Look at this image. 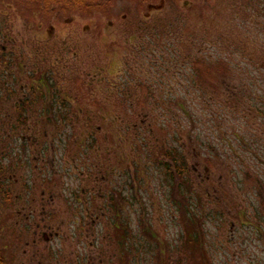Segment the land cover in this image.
<instances>
[{"label":"rangeland","instance_id":"obj_1","mask_svg":"<svg viewBox=\"0 0 264 264\" xmlns=\"http://www.w3.org/2000/svg\"><path fill=\"white\" fill-rule=\"evenodd\" d=\"M155 1L145 6L139 0H113L104 12L89 15L43 13L20 0H0V251L5 264H264V237L258 232L264 220L252 207L256 176L244 182L243 190L233 180L235 170L253 167H261L264 175V165L237 155L242 151L230 133L234 124L251 129L259 116L230 103L234 120L200 125L201 137L214 136L228 156L217 160L214 182H201L205 163L191 160L203 210L216 212L205 216L203 244L187 245L175 204L181 196H172L163 172L147 164L151 159L143 146L144 137L154 149L159 142H172L177 127L175 134L187 143L186 121L172 122L161 108L150 107L148 119L133 129L137 119L125 115L132 109L121 93L139 91V76L157 74L148 63L141 66L142 60L158 55L161 44L186 37L183 31L173 35L175 27L200 39L207 24L216 37L224 31L231 38L227 23L247 13L251 35L260 37L254 45L264 52V19L251 18L252 0ZM157 30L171 33L157 36ZM45 75L55 83L49 99L39 88ZM126 77L129 83L123 82ZM178 80L167 76L156 88L164 93ZM254 89L264 93V83ZM63 97L69 99V113H47V104L55 101L59 109ZM28 99L31 106L22 108ZM166 107L171 111L174 105ZM116 187L121 195L112 201ZM116 205L131 227L124 243L122 234L113 235ZM241 207L249 218H240ZM261 213L264 217V209Z\"/></svg>","mask_w":264,"mask_h":264},{"label":"trees","instance_id":"obj_2","mask_svg":"<svg viewBox=\"0 0 264 264\" xmlns=\"http://www.w3.org/2000/svg\"><path fill=\"white\" fill-rule=\"evenodd\" d=\"M29 8L38 9L45 13L53 9L60 10L63 14L85 12L92 15L96 12H104L113 0H20ZM145 3V6L152 5L155 0H139ZM156 2V1H155ZM255 11L251 12V18L264 19V0H252ZM53 12V11H52ZM245 14V13H244ZM247 15L245 14L246 18ZM235 18L238 17L236 14ZM240 19L239 22L229 21L225 27L232 34L231 38L223 31V35L216 37L213 33V27L204 25V35L199 39L191 31L177 29L175 27L173 35L185 32L186 37L180 39L175 38L174 41L161 44L163 49L153 57L147 55V61L142 60L141 66L148 63L149 68L155 69L156 75L139 76L137 79L141 89L139 91L124 90L123 100L132 109V113L128 112L126 116L136 117V123L133 129H139L141 124L151 115L150 107L161 108L159 111L171 118L172 122L177 119L185 120L189 128L187 143H183L181 136L175 134L179 132L178 127L173 133L172 142H167L154 149L145 140L143 146L148 150L145 152L151 159L149 165L154 164L164 174V186L167 185L172 196L180 195L181 199L175 197L177 210L180 211L184 223V233L187 245L202 243V235L205 229V216L207 213H215L209 209L207 212L203 210L204 196L195 187V181L192 175L191 160L195 157L201 159L205 163L206 174L201 177V182H214L217 169V160L228 156V150L221 148L215 137H201L203 131L200 125L216 124L218 121H231L230 114L233 111L227 110L230 106L239 109L241 104L247 111H250L254 117L259 116L257 125L251 129L243 126L233 125L230 133L233 134L238 141V145L242 151L237 155L245 157L247 160L254 162L260 166L264 165V149L262 141L264 136V93L254 89V86H260L264 83V52L256 48L254 40L260 38L257 33L251 35L252 29L248 26L247 19ZM264 29V24L261 27ZM158 33V34H157ZM171 32H163L158 30L155 32L157 36H165ZM139 49L144 50L142 47ZM126 66L131 62L126 61ZM139 67L138 63H136ZM140 66V68H141ZM161 68L173 70L169 75L161 72ZM237 71L238 73H234ZM169 79L178 78V86H172L164 93L156 87L160 86L162 78ZM129 77H132L130 75ZM154 77L156 79H154ZM160 78V79H158ZM123 82L129 83L126 77ZM53 83L51 77L45 75L44 80L39 84V88L44 92V98L49 99L51 87ZM211 87V88H209ZM58 85L54 90H57ZM213 94V95H210ZM114 97V95H110ZM69 99L63 97L59 103V109H56L54 102L49 105L47 113H61L65 117L68 113ZM224 101V103L222 102ZM22 108L26 109L31 106L32 101L29 99L24 101ZM228 102L226 106L225 103ZM174 105L172 110H167L166 105ZM249 104V105H248ZM217 106V107H215ZM52 108L54 110L52 111ZM147 108V111L141 110ZM207 108V111L205 109ZM247 112L250 116L251 113ZM164 117L161 126L166 124ZM167 119V121H168ZM59 122V121H56ZM220 122L218 124H220ZM184 128V127H182ZM229 138V135L227 136ZM136 163V167H137ZM255 175V185L253 195L256 196L252 207L255 208L256 215L263 221L264 217L261 210L264 209V175L261 167H253V169L235 170L233 180L237 183V188L243 190L244 182L251 179ZM136 179V175L133 176ZM138 183L139 179L137 178ZM130 181V178H128ZM221 181V180H220ZM163 182V181H162ZM223 185L219 182L218 187ZM121 191L116 187L111 194L112 201L118 200ZM208 196L207 202H210ZM118 210L114 214L112 220L113 235L122 234L121 243L131 232V227L122 219ZM241 219L249 218L247 209L241 207L238 210ZM243 223V222H242ZM245 224V223H243ZM189 228V229H188ZM259 236L264 237V229H258ZM113 240V239H112ZM120 244V241H117ZM202 251V250H201ZM200 251V253H201ZM0 264H5V259L0 251Z\"/></svg>","mask_w":264,"mask_h":264}]
</instances>
